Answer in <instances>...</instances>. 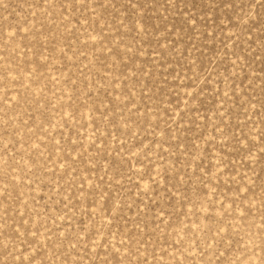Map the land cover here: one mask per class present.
Instances as JSON below:
<instances>
[{
    "label": "rangeland",
    "instance_id": "374dc122",
    "mask_svg": "<svg viewBox=\"0 0 264 264\" xmlns=\"http://www.w3.org/2000/svg\"><path fill=\"white\" fill-rule=\"evenodd\" d=\"M0 264H264V0H0Z\"/></svg>",
    "mask_w": 264,
    "mask_h": 264
}]
</instances>
